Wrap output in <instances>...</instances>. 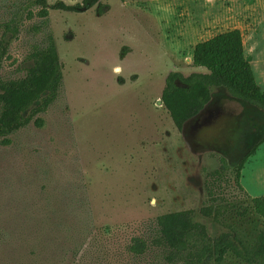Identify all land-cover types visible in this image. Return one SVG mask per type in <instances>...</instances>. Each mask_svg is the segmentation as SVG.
Here are the masks:
<instances>
[{
    "label": "rangeland",
    "instance_id": "374dc122",
    "mask_svg": "<svg viewBox=\"0 0 264 264\" xmlns=\"http://www.w3.org/2000/svg\"><path fill=\"white\" fill-rule=\"evenodd\" d=\"M100 2L43 18L26 0H0V78L24 76L48 35L62 69L47 110L0 139V264H164L154 247L131 253V238L149 245L157 216L186 209L210 235L232 227L252 246L264 225V142L240 172L245 193L226 174V197L246 213L219 225L197 210L219 156L234 165L264 135V111L215 88L179 132L158 101L168 73L201 71L191 65L195 44L231 29L264 92V0Z\"/></svg>",
    "mask_w": 264,
    "mask_h": 264
},
{
    "label": "trees",
    "instance_id": "16d2710c",
    "mask_svg": "<svg viewBox=\"0 0 264 264\" xmlns=\"http://www.w3.org/2000/svg\"><path fill=\"white\" fill-rule=\"evenodd\" d=\"M26 1L30 6L39 7L43 18L48 16L49 10L79 13L102 6L100 0H81L72 5L60 0L52 4L47 0ZM8 23L4 24V30L16 35L15 27ZM0 44L4 52L6 44ZM28 60L31 65L25 69L24 76L0 78V139L3 144L9 142L11 134L47 110L62 83L61 63L51 35L29 53ZM191 65L201 71L187 76L179 72L168 73L159 97L179 132L209 103L215 88H223L231 98L264 111V92L257 85L251 64L245 58L239 29L227 30L195 44ZM263 142L264 135L234 165L219 156L218 167L206 174V200L197 210L200 216L221 225L229 212L239 216L246 213L244 205L226 197L225 188L229 185L226 174L232 172L233 186L245 193L239 181L240 172L245 161ZM193 215L194 210L186 209L157 216L156 237L149 245L140 237L131 238L129 251L142 255L148 247H154L161 253L164 264H222L227 255L237 259L238 264H264V225L257 230L255 243L247 247L232 227L212 236L206 225L194 220Z\"/></svg>",
    "mask_w": 264,
    "mask_h": 264
},
{
    "label": "flooded vegetation",
    "instance_id": "af4514ba",
    "mask_svg": "<svg viewBox=\"0 0 264 264\" xmlns=\"http://www.w3.org/2000/svg\"><path fill=\"white\" fill-rule=\"evenodd\" d=\"M186 123H187V122H186ZM186 123H185V124H186ZM185 124H184V125H185ZM183 128H184V126H183ZM177 131H178V130H177ZM182 131H183V129H182L180 132H182Z\"/></svg>",
    "mask_w": 264,
    "mask_h": 264
},
{
    "label": "water",
    "instance_id": "95a60500",
    "mask_svg": "<svg viewBox=\"0 0 264 264\" xmlns=\"http://www.w3.org/2000/svg\"><path fill=\"white\" fill-rule=\"evenodd\" d=\"M158 104H161V102H160V101H158Z\"/></svg>",
    "mask_w": 264,
    "mask_h": 264
}]
</instances>
